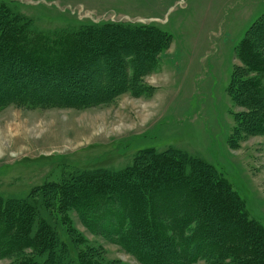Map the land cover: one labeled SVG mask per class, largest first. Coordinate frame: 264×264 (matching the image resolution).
I'll list each match as a JSON object with an SVG mask.
<instances>
[{
	"label": "rangeland",
	"instance_id": "374dc122",
	"mask_svg": "<svg viewBox=\"0 0 264 264\" xmlns=\"http://www.w3.org/2000/svg\"><path fill=\"white\" fill-rule=\"evenodd\" d=\"M0 2L43 31L120 22L169 35L153 61L154 53L135 52L134 41L125 39L121 58L129 66H119L116 74L95 63L82 83L47 77L34 81L40 93L33 98L4 96L0 196L35 198L44 185L69 188L79 174L121 170L133 158H148L147 152L177 149L217 171L244 201L249 218L264 228V130L234 137L239 109L226 92L239 64L234 48L256 20L264 19V0ZM49 84L56 86L53 96L47 93ZM82 92L86 96L77 99L75 94ZM72 212L66 213L78 238V244L70 245L72 255L74 246L79 252L92 250L101 264H142L116 234L98 232L99 226L89 229Z\"/></svg>",
	"mask_w": 264,
	"mask_h": 264
},
{
	"label": "trees",
	"instance_id": "16d2710c",
	"mask_svg": "<svg viewBox=\"0 0 264 264\" xmlns=\"http://www.w3.org/2000/svg\"><path fill=\"white\" fill-rule=\"evenodd\" d=\"M13 7L0 2V100L33 98L40 93L35 82L47 77L82 83L95 63L116 74L129 64L121 58L125 39L134 41L135 52L154 53L153 61L169 38L154 27L120 22L43 31ZM233 57L239 64L226 92L239 111L231 134L251 136L264 130V19L245 32ZM48 86L53 96L56 86ZM147 155L121 170L79 174L69 188L44 185L35 198L0 196V260L101 264L92 250L69 251L78 244L66 217L73 211L87 228L99 226L98 232L120 237L142 264H264V228L249 218L244 201L217 171L177 149Z\"/></svg>",
	"mask_w": 264,
	"mask_h": 264
}]
</instances>
